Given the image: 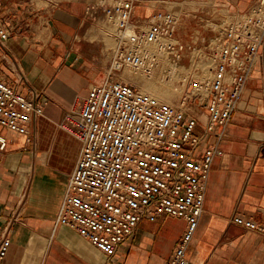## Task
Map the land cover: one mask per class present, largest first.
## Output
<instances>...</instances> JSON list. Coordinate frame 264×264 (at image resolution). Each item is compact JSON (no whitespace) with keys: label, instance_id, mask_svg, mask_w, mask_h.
I'll use <instances>...</instances> for the list:
<instances>
[{"label":"crops","instance_id":"1","mask_svg":"<svg viewBox=\"0 0 264 264\" xmlns=\"http://www.w3.org/2000/svg\"><path fill=\"white\" fill-rule=\"evenodd\" d=\"M44 1L0 0V14L13 24L0 44V76L20 91L38 90L43 101V112L30 126L31 142L0 127L6 138L0 148V235L8 226L10 239L3 264H164L184 231L182 217L140 219L114 256H106L76 230L54 225L80 147L56 122L76 96L105 78L111 46L99 18L107 2ZM194 1L179 0L176 30L194 33L205 18L243 12L253 2ZM149 8L137 4L135 13L148 15ZM263 69L264 55L219 141L222 152L213 158L204 209L187 248L193 264H264V234L230 221L239 213L264 223ZM188 111L206 119L202 106L188 105ZM213 139L208 134L201 146Z\"/></svg>","mask_w":264,"mask_h":264},{"label":"built area","instance_id":"2","mask_svg":"<svg viewBox=\"0 0 264 264\" xmlns=\"http://www.w3.org/2000/svg\"><path fill=\"white\" fill-rule=\"evenodd\" d=\"M138 1L106 3L104 13L118 28L106 76L76 96L56 122L80 147L54 225L76 230L106 256H114L140 219L179 216L185 228L164 264H193L187 248L204 209L213 158L222 152L219 141L264 55V0H253L247 10L195 30L206 60L198 62L206 76L194 75L191 90L176 104L117 73L126 67L152 73L159 64L166 71L176 65L183 46L174 35L179 14L164 7L146 20L134 18ZM12 28L0 14L1 45ZM196 39L188 46L197 47ZM39 97L38 90L20 91L0 76V127L31 142L30 126L43 112ZM190 101L205 109L204 121L188 111ZM208 134L213 141L201 146ZM5 145L0 131V148ZM230 221L264 234V223L250 216L235 213ZM9 244L6 226L0 235V264Z\"/></svg>","mask_w":264,"mask_h":264},{"label":"rangeland","instance_id":"3","mask_svg":"<svg viewBox=\"0 0 264 264\" xmlns=\"http://www.w3.org/2000/svg\"><path fill=\"white\" fill-rule=\"evenodd\" d=\"M53 1L58 2L59 0ZM97 2H112V0H97ZM189 2L192 4L195 3L194 0H189ZM44 3H46V1L40 0V4ZM138 4L152 8L151 13L149 12L150 14H152L154 10H160L164 5L168 8V10L173 9L175 14H177L179 13L181 7V2H179V0H139ZM150 14L147 15L145 13H138L136 16H134V18L138 17L142 20H146ZM99 18L103 24L101 34H103L106 44L112 47L115 45L113 33L117 31V25L115 22L108 21V19H106L107 14H102ZM229 18V15H220L215 18L207 17L203 20V23L206 25L210 24L212 19L214 20L213 22H220ZM174 35L183 44V46L179 48V57L176 65L168 66V69L164 71L161 70V65L159 64L154 68L152 73L135 72L128 67L117 72L124 78V80H127L138 86L140 89L148 91L158 98L172 104L178 103L184 97V95L191 90L194 82V75H200L201 79L206 76V73H204L205 70L202 69L200 62H198L200 60H202V63L203 61H206L204 57H202L203 54L201 51L203 50L199 48L202 45L201 40L196 39V35L192 32V30L186 31L185 28H180L179 31L175 30ZM195 39L197 42L196 44H198L197 47L192 48V46H188L189 43ZM194 104L195 103L193 101H190L189 105Z\"/></svg>","mask_w":264,"mask_h":264},{"label":"bare ground","instance_id":"4","mask_svg":"<svg viewBox=\"0 0 264 264\" xmlns=\"http://www.w3.org/2000/svg\"><path fill=\"white\" fill-rule=\"evenodd\" d=\"M149 75V74H148ZM157 97V96H156Z\"/></svg>","mask_w":264,"mask_h":264}]
</instances>
